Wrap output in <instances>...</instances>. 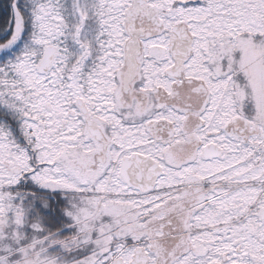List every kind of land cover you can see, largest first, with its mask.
Segmentation results:
<instances>
[{"label":"snow or ice","instance_id":"1","mask_svg":"<svg viewBox=\"0 0 264 264\" xmlns=\"http://www.w3.org/2000/svg\"><path fill=\"white\" fill-rule=\"evenodd\" d=\"M0 264H264V0H0Z\"/></svg>","mask_w":264,"mask_h":264}]
</instances>
